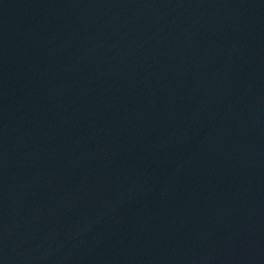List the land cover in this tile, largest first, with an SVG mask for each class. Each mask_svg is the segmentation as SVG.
Wrapping results in <instances>:
<instances>
[{
    "label": "water",
    "instance_id": "1",
    "mask_svg": "<svg viewBox=\"0 0 264 264\" xmlns=\"http://www.w3.org/2000/svg\"><path fill=\"white\" fill-rule=\"evenodd\" d=\"M0 264H264V0H0Z\"/></svg>",
    "mask_w": 264,
    "mask_h": 264
}]
</instances>
